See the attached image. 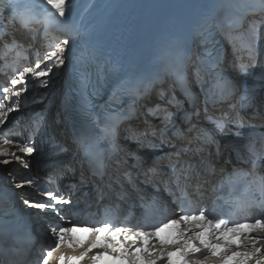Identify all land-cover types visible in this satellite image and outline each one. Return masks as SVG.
Wrapping results in <instances>:
<instances>
[{"label": "bare ground", "instance_id": "6f19581e", "mask_svg": "<svg viewBox=\"0 0 264 264\" xmlns=\"http://www.w3.org/2000/svg\"><path fill=\"white\" fill-rule=\"evenodd\" d=\"M130 1L131 0H69L67 20L62 24L52 23L57 29L46 35L41 33L43 29L42 24H40L39 31H37L35 36L32 35L33 33L30 31L31 29L25 30L21 27L22 18L31 15H40L41 18H43V13L40 8L43 4V0H26L20 17L14 22H9L6 44L2 47L3 45L0 43V53H3L4 56H11L5 57V61L3 60L4 56L2 54L0 56V73L4 74L3 77H5V79L13 78L17 70L21 69L23 66L30 65V63L34 62L38 56H43L45 52L50 51V45L57 39H63L65 36H70L72 38L69 50L65 53V64L62 67L55 69L54 73L49 78H46L47 87L34 79L30 81L27 84V91L21 96L22 99H25V103L18 106V110H21L20 114L11 116V118L9 117L7 120L8 124L6 127L11 129L12 133L14 131L18 133L15 138L18 141L24 140V138L27 137V131L31 127L33 118L41 120L44 124L42 129L44 133L42 132V135L40 136L41 139L38 137L33 143L37 150L30 157H26L30 165L28 169L23 168L15 161L8 165L0 164V179L2 183L15 190V196L22 206H26L23 203L25 199L46 202V198L39 195V190L34 186L17 188L15 185L26 180V178L31 175V172L36 167L35 165L39 164V158L53 157L54 146L56 143H67L65 128L60 121V109L58 108L57 97L63 95L67 90L66 70L67 61L70 57L71 51L81 38L87 35L89 36L91 33H95L100 25L110 22L113 16L117 14L119 7L122 5H128ZM142 1L147 5V10L140 18L141 29L146 26L147 22H154L161 13L165 14L172 10L174 1H178L183 7L187 5L197 6L199 2H201V0ZM217 1L218 0H207L210 5ZM223 8L225 11L235 12L246 20L253 18L256 15L257 19H264L263 7H251L249 4L243 5L242 0H223ZM217 22H221V20L218 19ZM221 31L226 38L227 46V54L222 58V68L228 71L231 75H234L235 79H238L239 82H235L234 79L233 86L235 88V94L231 96L230 101L227 104H221L213 109L208 107V110L211 111V114L224 113L230 116L229 119H226V125L230 129L229 134L236 132L234 127L237 125L235 124H241L242 127L250 128L260 126L264 132V110L261 103L262 92L264 90V45H261L262 49H260V52L256 53L252 59V55L255 51H252V45L254 46V44H251L252 42L250 43V41L257 38L256 33L249 32L247 27L236 32L222 28ZM13 41H15V46H13ZM10 46L14 48V51L8 50ZM247 48L248 50H246ZM16 51H22L23 54L18 55ZM25 55L30 56L28 60L24 59ZM244 64L249 66L255 64L256 68L254 67L249 70H243L242 68ZM187 70L193 85L201 90L202 74L199 71V60L197 56L191 57ZM241 77L243 79L246 78L247 82L244 83V80L242 83L241 81L243 79H241ZM165 79H167V77ZM167 87H170L174 98L167 95ZM255 87L258 95L256 94ZM16 100L17 98L13 96L9 103L12 105V102ZM178 100V94L169 80H165L149 90L139 91L137 93V103L134 112L126 118L119 127L118 145L120 147V154L118 156V161L120 164H126V167L124 169L120 166H116L114 171L118 172L120 169L130 171L131 169H134V164L129 160L130 156L134 155L141 156L138 161L146 160L143 162L144 165L151 163L152 168H155L158 159L154 156L147 157L143 155L145 154V145L147 140L151 143L153 142L155 145H160L157 135L161 136L160 132L166 122L165 110L166 112L171 113L178 110ZM231 105L234 106V109L230 108ZM145 108L148 110L147 112H145ZM151 109L153 111H149ZM258 113L262 114L260 115ZM154 129L159 130V133L154 134ZM0 138H5L1 130ZM238 142L241 143V141ZM0 147L6 148L10 153L19 154L17 149L12 145L0 144ZM4 158L5 157L0 156V160ZM6 158L12 160L11 155ZM167 158L166 155H163L162 160L165 161ZM72 161L74 162L75 159ZM18 164L19 168L15 169ZM138 172H140V170H133V173L135 174H138ZM30 210L38 221L37 230L40 231V235L45 236L46 234L43 232L46 231V233H49L47 235L51 239L52 235L50 228L56 220L53 217L57 215L52 210H37L31 208ZM50 214L53 216L51 219H49L50 216H48ZM124 228L129 229L130 227L124 226ZM180 228L188 229V231L184 233L183 238L192 235L194 232L192 226H182ZM130 229L133 231L137 230V228ZM256 232V237L244 239L245 242L242 246H230L227 247L224 252H220L219 249H217L219 254L215 256L209 254L207 250H202V254L193 255L191 260L193 262L197 259L203 260L205 256H207V264H227L228 261H231V264H237V261H240L241 264H258V261H264V233L262 231ZM76 235L83 241V245L80 247L70 246V242L66 241L61 245L58 251L53 252L52 256L48 258L49 264H60L61 255H64L65 257H78L87 249L91 234L86 237H83L78 233H76ZM103 235L106 234H102V239ZM183 238L180 236V231L178 229L174 241L170 244L161 245L159 240L153 239L150 241L152 247L151 255H155L156 251L161 247H164L166 251L174 252V255L172 256V264H182V260L185 259V257L180 255L178 249L183 243ZM51 240L54 241L53 238ZM219 241L221 242V240ZM253 241H255V245H253ZM45 247H47V244L45 246L44 244H41L39 247H36V253L40 255L41 252L46 250ZM254 247L259 249V251H254ZM103 251L104 249L102 248L92 249L89 252V256H94L96 253ZM108 251L111 252L110 249ZM236 252H248L254 254L247 259H244L242 256H233V253ZM225 253L227 254L226 257H230L227 261L226 257L222 259ZM42 259L43 258L39 260V264H42ZM90 261L92 260L88 257H85L82 260L66 259L63 264H85ZM157 264H161V262L157 261Z\"/></svg>", "mask_w": 264, "mask_h": 264}, {"label": "snow or ice", "instance_id": "6c2138e0", "mask_svg": "<svg viewBox=\"0 0 264 264\" xmlns=\"http://www.w3.org/2000/svg\"><path fill=\"white\" fill-rule=\"evenodd\" d=\"M69 0H43V4L40 6L43 13L42 19H37L35 15L22 18L21 27L25 30L30 29L32 23H38L45 26V32L47 33V27L52 23H64L67 20ZM70 36H65L63 39H57L50 45L51 50L44 53L43 56H38L36 60L28 66H23L17 70L14 77L8 81L9 86H5L0 90V126L6 124L8 115L11 112L17 111L19 106V97L22 92L27 91V84L33 79L41 84H46V78H49L55 71V69L62 67L65 64V53L69 50L71 41ZM15 46V41H13ZM19 87L17 88V86ZM15 96L16 101L12 102L10 107L6 106L8 101ZM153 111V110H150ZM158 111V109H157ZM155 114V113H154ZM169 114L165 110V119H168ZM36 129L39 130V124H36ZM0 144L14 146L19 154L10 153L6 148L0 147V156L5 157L0 160V164L8 165L12 162H18L20 166L25 169L29 168V161L26 157H30L36 148L32 143L31 138L27 140H16L14 138H0ZM11 155L12 160L6 157ZM256 156V153H253ZM175 167V165H173ZM36 181L33 179H26L15 186L17 188H23L25 186H33ZM42 197L46 198V202H39L34 200L25 199L23 203L31 209L37 210H53L59 214L58 206L70 205L72 201L66 199L63 195L53 192L51 190H44L38 193ZM185 201H188V197L185 196L177 203L178 219H170L167 222L161 221L156 225L139 224L136 226L137 230L133 231L130 228L114 227L109 222H101L99 226L88 227L85 223L77 221L72 223L70 227L52 226L50 232L54 239V245L50 247V250L46 252L42 259V264H49V257L53 252L60 249L66 241L70 242V246L80 247L83 245V241L76 235L78 231H86L91 233V238L88 241L87 249L78 257H65L60 256V264L66 259H79L82 260L88 257L93 261V264L97 260H102L105 256L109 255V249L112 253H118L116 259L126 260L128 264H157L160 261L161 264H172V256L174 252L166 251L164 247H161L156 251L155 255H151L152 247L150 241L153 239L159 240L161 245H167L168 240L160 238L159 234L164 229L176 227L180 231V236L183 238L184 233L188 231L187 228L181 229V225H189L196 229L192 235L183 238V243L179 247L180 255L185 257L182 260V264H207V256L203 260H191V257L196 254H202V250L213 256L218 255L217 249L219 247L218 236H222L227 240V233H239L248 236L253 231H264V219L254 218L251 222L245 223H233L231 227L228 226V222L219 218H209L206 215V209L185 207ZM190 203V201H189ZM63 219V218H61ZM144 228H149L148 231H144ZM211 228V231H207ZM248 231L245 232L244 230ZM102 234L103 235V239ZM206 235L210 239H206ZM255 245V241H253ZM95 248L104 249L103 252H98L94 256H89V252ZM254 251H259L254 247ZM254 253H233V256H242L247 259ZM227 254L225 253L224 257ZM237 264H241L237 261ZM258 264H264V261H258Z\"/></svg>", "mask_w": 264, "mask_h": 264}, {"label": "rangeland", "instance_id": "374dc122", "mask_svg": "<svg viewBox=\"0 0 264 264\" xmlns=\"http://www.w3.org/2000/svg\"><path fill=\"white\" fill-rule=\"evenodd\" d=\"M242 2H243V5H247V4H249L251 7H263L264 8V0H242ZM259 21V22H258ZM249 23V24H248ZM263 24V25H262ZM264 19H257V15L255 16V17H253V18H251V19H248V21H247V25H246V27L249 29V32H252V33H256L257 34V38L256 39H252V41H250V43L251 44H254V46L252 45V47H253V50L252 51H255V53L252 55V59H253V57L256 55V53H258V52H260L259 50L260 49H262V46L261 45H264L263 43H264V40H263V38H264ZM30 31H32V35H34L35 36V34L37 33V31H38V28H35V27H33V28H31V30ZM55 31V30H54ZM262 32V33H261ZM259 33V34H258ZM262 36V37H261ZM262 39V40H261ZM262 41V42H261ZM6 44V41H4L3 43H2V47H4V45ZM258 48V49H257ZM246 50H248V48L246 49ZM245 50V51H246ZM1 54L3 55V53H0V56H1ZM4 56V55H3ZM5 57H11V56H4L3 57V60L5 61ZM13 58V57H12ZM245 58V57H244ZM24 59L25 60H28L29 58H25L24 57ZM252 61V60H251ZM241 62V61H240ZM8 64V63H7ZM250 64V63H249ZM3 66V65H2ZM249 67V68H248ZM256 68V65L254 64H252V65H246V64H244L243 65V70H249L250 68ZM232 76V78L233 79H235V76L234 75H231ZM0 77H2L1 76V74H0ZM241 79H243L242 77H241ZM244 80H245V82H244ZM247 79L246 78H244L241 82L243 83H246L247 81H246ZM235 82H239L238 81V79H235ZM166 90H167V95L169 96V97H171V98H174V95H172L173 94V92L171 91V89H170V87H167L166 88ZM169 91V92H168ZM255 91L257 92V90H256V87H255ZM172 92V93H171ZM257 95H258V92L256 93ZM256 94H255V96H256ZM148 106H151V105H148ZM147 106V107H148ZM145 110H146V108H145ZM152 110V109H151ZM148 110H146L145 112H147ZM150 111V110H149ZM258 114H262V113H258ZM17 168H19V164L17 165V167L15 168V169H17ZM44 234H49V233H46V231L45 232H43ZM48 236V235H47ZM52 237V236H51ZM52 239V238H51ZM54 240V239H53Z\"/></svg>", "mask_w": 264, "mask_h": 264}]
</instances>
